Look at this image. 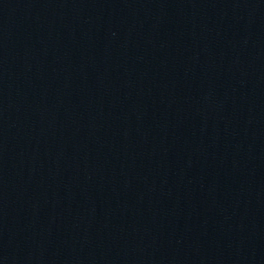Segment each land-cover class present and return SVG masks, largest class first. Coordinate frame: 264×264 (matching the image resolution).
<instances>
[{
  "label": "water",
  "instance_id": "water-1",
  "mask_svg": "<svg viewBox=\"0 0 264 264\" xmlns=\"http://www.w3.org/2000/svg\"><path fill=\"white\" fill-rule=\"evenodd\" d=\"M0 264H264V0H0Z\"/></svg>",
  "mask_w": 264,
  "mask_h": 264
}]
</instances>
